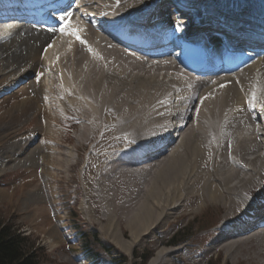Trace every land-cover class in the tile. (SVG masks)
I'll return each instance as SVG.
<instances>
[{
	"label": "bare ground",
	"instance_id": "6f19581e",
	"mask_svg": "<svg viewBox=\"0 0 264 264\" xmlns=\"http://www.w3.org/2000/svg\"><path fill=\"white\" fill-rule=\"evenodd\" d=\"M162 1L78 0L85 13L64 19L66 31L30 24L11 32L10 27L0 28V65H7L0 74V85H4L0 107L6 108L8 117H0L4 120L0 130H6L0 132V139L11 138L7 132L14 125L15 113L24 118L37 113L35 128L57 143L56 130L68 115L78 125L75 144L59 152L64 158L56 163L48 158L54 152L50 142L45 144L46 182L53 180L50 170L65 171L78 142L83 145L95 134L99 136L86 153L82 169L98 165L93 180L84 186V201L92 203L84 212L100 213V220L108 223L106 231L114 230L118 214L123 215L131 241L117 242L120 248L129 250L140 236L153 232L175 213H197L208 204H217L228 214L214 228L208 250H223L226 259L235 256L249 264H264V227L258 223L264 212V123L260 119L264 56L233 73L197 78L174 58L130 50L96 28L98 23L113 26L114 22L142 23L147 18L153 24L155 15L149 8L165 13L168 8ZM180 6L178 18L182 20L167 18L156 31L168 37L187 33L186 21L193 20L190 11L201 8L202 15L195 19L198 28L214 27L246 40L264 35V0H184ZM218 12L231 15L233 21L226 24ZM191 28L198 31L194 25ZM77 30L80 39L71 34ZM211 40L219 55L220 41ZM30 75L24 85L13 86ZM25 134L17 138L20 147L9 151L14 156H8L7 163L22 162L23 141L30 133ZM104 139L122 144L102 150ZM27 152L26 158H33V152ZM120 157L124 158L121 162ZM123 194L130 199L112 202ZM234 228L237 231H229ZM172 253L160 251L148 264H166L162 257Z\"/></svg>",
	"mask_w": 264,
	"mask_h": 264
},
{
	"label": "rangeland",
	"instance_id": "374dc122",
	"mask_svg": "<svg viewBox=\"0 0 264 264\" xmlns=\"http://www.w3.org/2000/svg\"><path fill=\"white\" fill-rule=\"evenodd\" d=\"M64 46L65 42L61 44L60 49ZM38 53L39 48L36 55ZM3 69L7 70L5 63L0 65V74ZM32 76H28L26 80L13 86L18 85L19 87L24 81L28 82ZM3 79L8 80L7 77ZM3 86L1 84L0 89ZM4 95L2 94L1 97ZM16 100L18 98L14 99ZM5 110V107H0V117L4 120L8 119ZM16 115H19V118ZM33 115L24 118L22 113H15L11 120L14 125L10 126L7 132L11 133L9 134L11 138L0 139V220L12 223L28 235L38 248L42 249L44 257L40 264H148L149 260L160 251H173L170 256L162 257L166 264H249L240 257L237 259L232 256L226 259L223 250H208V244L214 234L215 227L213 226L221 222L228 214L221 205L217 204H208L197 213H175L170 219L158 223L153 232L140 236L129 250L120 248L117 242L131 241L130 229L127 228L126 221L121 220L123 215L118 214L119 222L114 230L111 228L110 231H106L105 227L108 223L100 220V213L92 212L93 214L90 215L84 212L92 204L84 201L86 199L84 186L88 184L87 181L93 180L91 179L95 173L93 170L98 165L91 164L94 168L91 170L87 168L88 172L82 169L86 165V153L91 149V144L96 138L100 139L99 136L95 134L88 140L90 142L87 141L83 145H79L78 142L77 149L72 151V162L65 166V171L50 170L49 177L52 176L53 180L46 182L45 177L47 176L44 175L42 162L44 163V156L47 155L45 144H49L50 140L44 136L42 131L39 133V129L35 128L38 116L37 113ZM68 117V115L65 116L66 121L61 123L62 125L60 124L56 130L58 132L55 136L57 143L50 142L49 144L54 152L50 153L48 158L53 160V163H56L59 158H64V156H59V152L63 153L75 144L73 134L78 125L72 123ZM1 119L0 122L4 121ZM20 120L23 122L18 127ZM4 133L1 134L4 135ZM21 133H26L25 135L30 133L23 141L26 149L24 148L25 150L19 156L22 162L20 161L18 165H15L13 161L7 163L6 158L14 156L9 151L12 153L20 147L17 138L21 136ZM101 142H103L101 147H104L101 148L102 150L122 144L120 142L111 143L105 139ZM41 147H44V152ZM27 151L33 152V158H26ZM100 160L101 157L99 159L97 156V161ZM63 162L66 165V162ZM121 198H114L112 202H126L130 196L127 198V195L123 194ZM83 230L87 235L95 234L97 243L92 242V248L100 255L96 262L87 259L86 247L81 239ZM182 238L186 240L178 242L175 246L170 245L171 240ZM143 254H147L146 260L142 259ZM106 255L109 257L107 258Z\"/></svg>",
	"mask_w": 264,
	"mask_h": 264
},
{
	"label": "trees",
	"instance_id": "16d2710c",
	"mask_svg": "<svg viewBox=\"0 0 264 264\" xmlns=\"http://www.w3.org/2000/svg\"><path fill=\"white\" fill-rule=\"evenodd\" d=\"M81 239L86 247L87 257L95 262L98 261L99 252H94L95 250L92 248V242L97 243L95 234L87 235L83 230ZM185 240L186 238L171 240V243L176 244ZM41 250L28 235H25L12 223L0 220V264H40L44 257ZM106 257L109 256L106 255ZM146 257L147 254L142 255L143 260H146Z\"/></svg>",
	"mask_w": 264,
	"mask_h": 264
},
{
	"label": "snow or ice",
	"instance_id": "6c2138e0",
	"mask_svg": "<svg viewBox=\"0 0 264 264\" xmlns=\"http://www.w3.org/2000/svg\"><path fill=\"white\" fill-rule=\"evenodd\" d=\"M71 15H72V13L71 12H68V13L65 14V16H62L61 19L64 20V19H66L67 17H69ZM66 30H67L66 28H62L61 29L62 32L63 31H66ZM71 34L72 35H75L77 39H80V36L78 34V30L76 32L71 33ZM81 43H86V41L81 40Z\"/></svg>",
	"mask_w": 264,
	"mask_h": 264
}]
</instances>
